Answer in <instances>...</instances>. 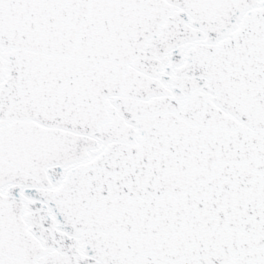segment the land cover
<instances>
[{"label": "snow or ice", "instance_id": "obj_1", "mask_svg": "<svg viewBox=\"0 0 264 264\" xmlns=\"http://www.w3.org/2000/svg\"><path fill=\"white\" fill-rule=\"evenodd\" d=\"M0 264H264V0H0Z\"/></svg>", "mask_w": 264, "mask_h": 264}]
</instances>
